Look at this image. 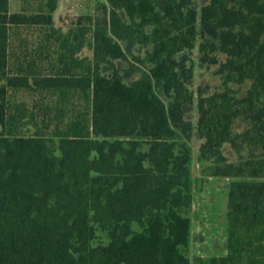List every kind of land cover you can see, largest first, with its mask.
<instances>
[{"label":"trees","instance_id":"obj_1","mask_svg":"<svg viewBox=\"0 0 264 264\" xmlns=\"http://www.w3.org/2000/svg\"><path fill=\"white\" fill-rule=\"evenodd\" d=\"M9 6L0 0V264H190L197 140L210 175L235 179L230 254L210 264H238L242 240L264 250V0H209L200 11L194 0H106L101 20L81 19L61 42L62 67L33 79L9 73L11 31L54 26L58 0L37 14ZM90 32L93 59H79ZM197 47L200 65L218 67L225 89L205 96L200 87L196 102ZM10 89L80 92L91 102L90 124L72 123L57 144L21 135L25 111L10 112ZM195 104L196 125L188 119ZM98 231L107 244L95 245ZM247 264H264V253Z\"/></svg>","mask_w":264,"mask_h":264},{"label":"rangeland","instance_id":"obj_2","mask_svg":"<svg viewBox=\"0 0 264 264\" xmlns=\"http://www.w3.org/2000/svg\"><path fill=\"white\" fill-rule=\"evenodd\" d=\"M50 0H10V12L18 14L22 11L27 14H34L40 12H47L45 9ZM209 0H194V7L198 11L205 6ZM106 4V0H58V9L54 14L55 24L52 27L44 26H30V27H15L11 31L10 39V63L9 73L12 76H27L33 78H44L56 73L62 66L59 62L63 51L61 49V42L66 36H72L79 29L81 19L85 17H92L93 19L101 20L104 16L101 8ZM85 27L92 28L86 21H83ZM72 38V37H71ZM60 39V41H59ZM93 33L90 32L86 38V46L84 51L77 57L79 59L88 58L93 59ZM126 49V44L122 43ZM150 49V48H148ZM146 49L143 47H136L133 50L134 55L144 57ZM132 60V57L129 56ZM193 68H194V82L191 86L195 94L196 102L198 101V91L202 87L205 91V96L212 95L216 92L224 91L225 87L219 76L215 75L218 67L201 66L199 59L198 47L193 52ZM221 59H223L221 57ZM118 67L125 69L129 66L123 61L117 62ZM144 71H147L149 66H141ZM77 74H82L81 71H76ZM140 74L127 80L128 83L138 79ZM3 82L0 81V85ZM232 89H238L236 85H230ZM249 84L241 87L239 97L245 95ZM8 102L10 112L17 114V109L25 111V116L22 117L16 124L18 133L21 135L31 136L40 133L58 143L57 135L64 131L69 125L74 122H82L90 124L91 102L90 99L73 90L67 91L65 95L62 92L51 89H35V90H14L8 91ZM199 114L197 106L192 108L188 114V119L195 125L198 122ZM237 131L245 129V124L238 120L235 124ZM200 141L192 143L194 146L193 161H192V175H194V182L196 184L197 201L206 204L209 207L211 218H216L218 214L228 208V194L230 184L234 179H220L212 178L210 180V172L212 170V162H200L198 157V147ZM229 161L237 160L236 156L231 152L229 146H226L225 151ZM243 156L248 157V150L245 148L242 151ZM224 180V184H221ZM257 181H263L259 179ZM208 185L206 186V184ZM226 184L228 186H226ZM230 185V186H229ZM206 189L202 194L198 190ZM135 230H139L135 226ZM240 234L244 238L247 232L241 231ZM98 237L95 245L99 243L107 244L108 239L101 231L97 233ZM249 240H242L239 245L241 250V258L238 264H247L250 256L255 259H261L264 250H259L255 253L256 245L249 244ZM245 245V246H243ZM244 248V249H243Z\"/></svg>","mask_w":264,"mask_h":264},{"label":"crops","instance_id":"obj_3","mask_svg":"<svg viewBox=\"0 0 264 264\" xmlns=\"http://www.w3.org/2000/svg\"><path fill=\"white\" fill-rule=\"evenodd\" d=\"M20 13L26 12L21 10ZM212 178L219 177H210V180H212ZM220 182H222L221 184H224V180ZM207 185L208 183L206 186ZM206 186L203 187V189L198 190L200 191L198 193L202 194L206 189ZM226 186L228 185L226 184ZM193 198V207L190 214L192 220L191 243L188 250V255L191 261L190 264H210L212 259L228 257L230 254V223L228 218L229 206L227 210L218 214L217 217L213 219L211 218V213L208 212L209 207L211 206H206V204L197 201L198 196H196V184L194 186Z\"/></svg>","mask_w":264,"mask_h":264}]
</instances>
